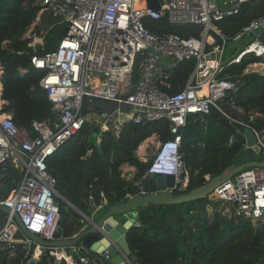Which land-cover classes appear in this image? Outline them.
I'll return each instance as SVG.
<instances>
[{
    "label": "built area",
    "instance_id": "obj_1",
    "mask_svg": "<svg viewBox=\"0 0 264 264\" xmlns=\"http://www.w3.org/2000/svg\"><path fill=\"white\" fill-rule=\"evenodd\" d=\"M136 1L37 0L41 10L28 32L31 33L32 26L41 21L45 12L53 21L52 25L67 27L54 51L34 54L31 58L33 67L46 71L40 86L48 92L57 118L55 122L35 119L27 128L16 124L10 113H3V104H0V164L10 162L24 174L9 197H0V205L11 210L0 216V243L5 248L14 250L20 243L33 244L20 229L16 214L29 231L47 241L56 240L60 221L59 193L47 161L89 121V116L82 113L85 98L96 97L112 104V112L96 115L97 120L100 119L101 134L113 128L119 130L127 121L170 122L172 136L154 147L145 178L174 176L175 186L167 191L175 194L188 184L181 145L182 129L189 115L208 113L213 107L224 113L221 102L242 83L240 78L222 74L245 58L264 56V43L258 37L237 54L227 55V45L250 38V33L264 22V17L232 38L216 25L237 15L244 4L257 0H158L159 10L150 8L147 0H143V7H136ZM164 17L170 24L202 25L204 31L197 37L172 31L158 34L147 28L146 19ZM44 35L34 37L30 44L36 48L43 46ZM187 60H195L196 64L184 88L174 94L165 91L161 84L170 85L163 77ZM135 66L138 78L133 82ZM20 72L25 76L28 70L20 69ZM248 72L247 68L244 74ZM224 114L232 123L251 129L264 153V132L251 124L259 112H250L248 121ZM233 140L232 135L229 143ZM209 198L226 202L235 217L247 218L256 224L261 222L264 218V166L245 168L215 187ZM35 250L40 255L49 253L56 262L96 264V258L90 257V250L83 246L67 249L36 244ZM102 255L110 257L108 250Z\"/></svg>",
    "mask_w": 264,
    "mask_h": 264
},
{
    "label": "trees",
    "instance_id": "obj_2",
    "mask_svg": "<svg viewBox=\"0 0 264 264\" xmlns=\"http://www.w3.org/2000/svg\"><path fill=\"white\" fill-rule=\"evenodd\" d=\"M41 10L37 0H0V65L2 95L7 112L16 124L27 128L33 120L55 122L57 113L48 92L40 86L45 70L32 66L34 54L54 51L66 32V25L47 24L42 49L23 38L36 21ZM264 17V0L243 5L234 16L216 22L218 29L232 38L255 20ZM147 28L155 33L177 32L200 37L202 25L170 24L167 17L146 19ZM264 43V33L258 36ZM253 39L249 38V42ZM252 62L264 63V56L245 58L242 63L227 68L222 76L241 79L237 91L230 92L221 102L224 113L242 109L248 121L252 111L260 115L251 123L264 132V73L244 74ZM195 60L178 64L167 72L161 87L171 93L182 90L195 69ZM20 69H27L22 76ZM138 78L134 68L133 82ZM107 100L87 97L83 101L85 116L112 112ZM1 112V111H0ZM222 111L212 108L208 113L191 114L182 129L181 152L184 155L188 184L175 195L187 193L206 184L209 178L222 174L233 164L234 157L245 148V137L232 134L222 123ZM233 118H239L233 115ZM89 120L79 134L62 146L48 161V169L56 179L59 193L60 221L57 237L71 238L78 234L91 216L92 206L104 200L120 202L141 190L153 158L143 161L137 154L141 144L153 135L159 140L172 136L170 122L158 120L148 123L127 121L119 130L101 132L100 124ZM264 134V133H263ZM234 136L232 143L230 137ZM260 160L264 153L260 152ZM136 168L132 180L122 175V166ZM0 197L7 198L18 188L23 172L10 162L0 164ZM221 200L199 198L177 204H149L138 209L137 222L126 234L133 264H264V218L254 223L247 218L224 213ZM75 208L77 209L74 211ZM80 212V213H79ZM4 215L0 211V216ZM21 236V234H19ZM35 244L20 243L14 250L0 243V264H67L56 262L49 253L33 259ZM83 252V251H82ZM86 252V251H85ZM84 252V253H85ZM96 264H106L96 252H88Z\"/></svg>",
    "mask_w": 264,
    "mask_h": 264
},
{
    "label": "water",
    "instance_id": "obj_3",
    "mask_svg": "<svg viewBox=\"0 0 264 264\" xmlns=\"http://www.w3.org/2000/svg\"><path fill=\"white\" fill-rule=\"evenodd\" d=\"M148 6L159 10L161 3L158 0H147ZM264 31V22L250 33L251 38H255ZM41 45L37 49H42ZM2 67L0 65V98L2 94ZM2 112L7 113V108L2 107ZM221 123L230 130L232 134L240 133L245 137L246 147L240 151L233 159V164L225 171L213 178L206 184L199 186L187 193L175 195L168 192V188L175 186V177L172 175H149L141 184V190L126 196L120 202H107L104 200L100 208L102 212L98 219L94 216H85L86 223L79 234L72 238L60 237L55 241H47L37 234L29 231L22 223L18 214L16 219L22 232L34 243L44 247L68 248L82 245L91 250H97V243L104 241L109 252L110 258H106L107 264H133L130 260L131 251L128 247L126 234L128 230L136 223L138 209L149 204H177L185 203L199 198H209L222 182L231 179L233 176L245 168L254 166H264L260 160L259 154L261 147L257 143V137L254 132L240 124L232 123L227 116L221 119ZM0 211L10 213L11 210L0 205ZM123 216L126 220L121 222L118 217Z\"/></svg>",
    "mask_w": 264,
    "mask_h": 264
},
{
    "label": "rangeland",
    "instance_id": "obj_4",
    "mask_svg": "<svg viewBox=\"0 0 264 264\" xmlns=\"http://www.w3.org/2000/svg\"><path fill=\"white\" fill-rule=\"evenodd\" d=\"M142 1L143 0H141L140 5H143L144 4L143 3L144 1L143 2ZM49 21H51V19H50L48 13L45 12L43 14V16H41V21H38V23L36 25L32 26L31 33L27 31V33L24 35L23 38L30 39V40H34V37H38L39 38L40 35L46 34L48 32V30H49L47 28V24H48ZM244 43H245L244 40H242V41H240L238 43H235V42L234 43H229L227 45V49H231L232 53L230 52L228 54V57L231 56V55L233 56L236 53H238L239 52L238 49H239L240 45H242V44L244 45ZM248 69H249V73H253L252 71H258V72L259 71H264V65L262 63H252V64L249 65V68ZM227 114L229 116H231L232 118L234 117L233 115L235 114L240 119L243 118V117H245V115H246V113L242 109H235L234 111L228 112ZM89 118H90L89 120H91L92 117L90 116ZM95 119H96L97 123L99 124V120L100 119L97 120V117H95ZM92 121H95L94 118H92ZM146 141H147V139H146ZM146 141H144L142 143V144L145 143L146 146L143 149V151L141 152L142 155L139 156L140 159L143 160V161H148L152 157V155L154 153V151H153L154 147H156V145H158V143L161 140L158 139V136L157 135H153V136L150 137V140H148V142H146ZM134 173H136V169H135V172ZM134 173H132L130 170H128V167L126 165L122 166V175L126 179L132 180L134 178V176H135ZM219 208H222L223 211H224V213L227 212L230 215L233 214L232 211H231V209L228 207V204L226 202H224V201H223V204H221ZM72 209H74V211L77 210L75 208H72ZM91 212H92V210H91ZM21 237H22V235L20 236V238ZM32 255H33V259H35V260H37L41 256L40 253L37 252L35 249H34Z\"/></svg>",
    "mask_w": 264,
    "mask_h": 264
},
{
    "label": "crops",
    "instance_id": "obj_5",
    "mask_svg": "<svg viewBox=\"0 0 264 264\" xmlns=\"http://www.w3.org/2000/svg\"><path fill=\"white\" fill-rule=\"evenodd\" d=\"M244 45L242 44V45H240V47H239V49H238V51H240L242 48H244V46L245 45H247L248 44V42H249V38H247V39H244ZM232 43H234V42H232ZM235 43H238V42H235ZM238 46V45H237ZM232 53V51H231V49H227V55L229 54V53ZM237 54V53H236ZM232 56V55H231ZM247 68H249V67H246V69ZM0 104H3V101L0 99ZM95 117L96 116H94V120L96 121V119H95ZM148 140H150V138H148L147 139V141L146 142H148ZM145 146H146V144L144 143V144H141V146H140V148H139V150L137 151V154H138V156H141L142 154H141V152L143 151V149L145 148ZM12 164V163H11ZM13 165V164H12ZM14 166V165H13ZM127 167H128V170H130L132 173H134L135 172V167L134 166H130V165H126ZM15 167V166H14ZM16 168V167H15ZM134 175H135V173H134ZM207 178H209V176H207ZM100 208H101V206H92V212H91V215L92 216H94L95 217V219H98L102 214V212L100 211ZM118 219L121 221V222H125V218L123 217V216H121V217H118ZM97 245H99L98 246V248H97V251H99V252H101V251H103V249H105L106 248V244L104 243V241H101V242H99V243H97ZM131 260V259H130ZM132 262V261H131Z\"/></svg>",
    "mask_w": 264,
    "mask_h": 264
},
{
    "label": "clouds",
    "instance_id": "obj_6",
    "mask_svg": "<svg viewBox=\"0 0 264 264\" xmlns=\"http://www.w3.org/2000/svg\"><path fill=\"white\" fill-rule=\"evenodd\" d=\"M263 32H264V31H263ZM263 32H262L261 34H263ZM258 36H259V35H257L256 37H258ZM256 37H255V38H256ZM250 38H251V37H250ZM252 39H254V38H252ZM248 43H249V42H248ZM254 56H255V55L250 56L249 59L253 58ZM258 57H259V56H258ZM252 63H262V62H252ZM252 63H250V64H252ZM248 66H249V65H248ZM248 66H247V67H248ZM2 70H3V69H2ZM244 71H245V70H244ZM248 73H249V72H248ZM257 73H260V72H257ZM246 74H247V73H246ZM1 95H2V94H1ZM0 99L2 100V98H0ZM4 104H5V103H3V106H4ZM3 106H2V107H3ZM7 113H9V112H7ZM89 117H90V116H89ZM89 119H90V118H89ZM96 122H97V121H96ZM245 145H246V143H245ZM146 179H147V178H146ZM146 179H145V180H146ZM208 179L210 180V178H208ZM186 187H187V186H186ZM57 191H58V190H57ZM106 201H107V200H106ZM103 202H104V201H103ZM107 202H108V201H107ZM102 205H103V203H102L101 205H99V206H102ZM91 216H92V215H91ZM91 216H89V217H91ZM85 218H86V217H85ZM136 222H137V221H136ZM135 224H136V223H135ZM83 228H84V227H83ZM83 228H82V229H83ZM80 232H81V231H80ZM80 232H79V233H80ZM79 233H78V234H79ZM76 235H77V234H76ZM76 235H75V236H76ZM75 236H74V237H75ZM71 238H72V237H71ZM58 239H59V237L56 236V240H58ZM54 241H55V240H54ZM33 244L36 245V243H34V242H33ZM79 246H82V245H79ZM72 247H73V246H72ZM77 247H78V246H77ZM83 247H84V246H83ZM35 248H36V246H35ZM35 248H34V249H35ZM69 248H70V247H68L67 249H69ZM86 249H88V248H86ZM88 250H90L91 252H96V253L100 254V255L103 257L102 253H103L105 250H107V248L103 249V251H101V252H99V251H97V250H91V249H88ZM129 257H130V256H129ZM109 258H110V257H109ZM103 259H104V261H105L106 258L103 257ZM105 263L107 264L106 261H105Z\"/></svg>",
    "mask_w": 264,
    "mask_h": 264
},
{
    "label": "bare ground",
    "instance_id": "obj_7",
    "mask_svg": "<svg viewBox=\"0 0 264 264\" xmlns=\"http://www.w3.org/2000/svg\"><path fill=\"white\" fill-rule=\"evenodd\" d=\"M140 2H141V0H137L135 6H136V7H143L144 4H143V5H140ZM142 2H143V1H142ZM143 3H144V2H143ZM95 82L98 83V78L95 80ZM228 207H229V206H228ZM229 208H230V207H229Z\"/></svg>",
    "mask_w": 264,
    "mask_h": 264
}]
</instances>
